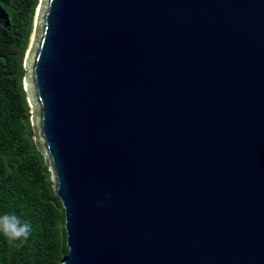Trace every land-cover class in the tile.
I'll return each instance as SVG.
<instances>
[{
    "label": "water",
    "instance_id": "water-1",
    "mask_svg": "<svg viewBox=\"0 0 264 264\" xmlns=\"http://www.w3.org/2000/svg\"><path fill=\"white\" fill-rule=\"evenodd\" d=\"M24 66L61 264H264V0H41Z\"/></svg>",
    "mask_w": 264,
    "mask_h": 264
},
{
    "label": "trees",
    "instance_id": "trees-1",
    "mask_svg": "<svg viewBox=\"0 0 264 264\" xmlns=\"http://www.w3.org/2000/svg\"><path fill=\"white\" fill-rule=\"evenodd\" d=\"M39 0H0V212L28 220V240L0 236V264H61L68 255L65 216L35 142L23 81Z\"/></svg>",
    "mask_w": 264,
    "mask_h": 264
},
{
    "label": "clouds",
    "instance_id": "clouds-1",
    "mask_svg": "<svg viewBox=\"0 0 264 264\" xmlns=\"http://www.w3.org/2000/svg\"><path fill=\"white\" fill-rule=\"evenodd\" d=\"M32 231L33 226L30 221L22 219L14 212H0V236L10 244L28 240Z\"/></svg>",
    "mask_w": 264,
    "mask_h": 264
},
{
    "label": "rangeland",
    "instance_id": "rangeland-1",
    "mask_svg": "<svg viewBox=\"0 0 264 264\" xmlns=\"http://www.w3.org/2000/svg\"><path fill=\"white\" fill-rule=\"evenodd\" d=\"M40 2H41V0L38 1V6H37V8H36V10H35V15H34V20H33V30H32V34H31V37H30V42H29L28 49H27V51H26V53H25V60H26V57H27L28 51H29V49H30V47H31V42H32L33 35H34L35 23H36V17H37V13H38V8H39V5H40ZM24 63H25V61H24ZM24 67H25V66H24ZM25 76H26V74H25ZM24 79H25V78H24ZM23 82H24V81H23ZM28 103H29V102H28ZM29 107H30V119H31V123H32V125H33V127H34V132H35V134H36L35 142H36V144H37V147H38L39 150L41 151V147H40V145H39L38 138H37V130H36L35 120H34L33 117H32L33 109H32V106H31L30 103H29ZM41 153H42V151H41ZM45 162H46V164H47L46 159H45Z\"/></svg>",
    "mask_w": 264,
    "mask_h": 264
}]
</instances>
